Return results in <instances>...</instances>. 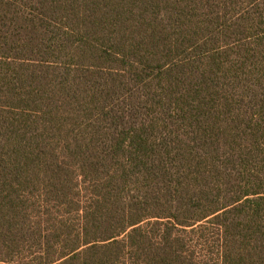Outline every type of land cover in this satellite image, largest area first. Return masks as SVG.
Returning a JSON list of instances; mask_svg holds the SVG:
<instances>
[{
  "label": "trees",
  "instance_id": "16d2710c",
  "mask_svg": "<svg viewBox=\"0 0 264 264\" xmlns=\"http://www.w3.org/2000/svg\"><path fill=\"white\" fill-rule=\"evenodd\" d=\"M210 226L264 264V0H0V264H215Z\"/></svg>",
  "mask_w": 264,
  "mask_h": 264
},
{
  "label": "rangeland",
  "instance_id": "374dc122",
  "mask_svg": "<svg viewBox=\"0 0 264 264\" xmlns=\"http://www.w3.org/2000/svg\"><path fill=\"white\" fill-rule=\"evenodd\" d=\"M213 229L211 226L207 227V233L206 236L202 237L200 231L197 233H193L190 241L193 245H195L198 248V255L197 260H212L215 264L219 261V254H220V247L219 242H217V234L215 233V230L211 231Z\"/></svg>",
  "mask_w": 264,
  "mask_h": 264
}]
</instances>
